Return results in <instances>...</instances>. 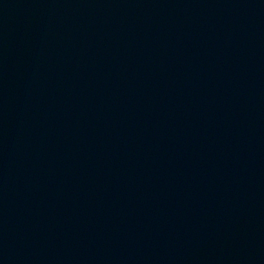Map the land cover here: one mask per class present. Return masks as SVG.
Returning <instances> with one entry per match:
<instances>
[{
	"label": "water",
	"instance_id": "1",
	"mask_svg": "<svg viewBox=\"0 0 264 264\" xmlns=\"http://www.w3.org/2000/svg\"><path fill=\"white\" fill-rule=\"evenodd\" d=\"M0 264H264V0H0Z\"/></svg>",
	"mask_w": 264,
	"mask_h": 264
}]
</instances>
